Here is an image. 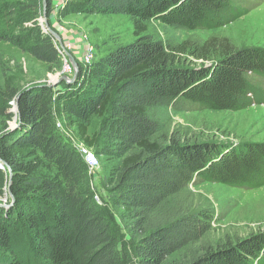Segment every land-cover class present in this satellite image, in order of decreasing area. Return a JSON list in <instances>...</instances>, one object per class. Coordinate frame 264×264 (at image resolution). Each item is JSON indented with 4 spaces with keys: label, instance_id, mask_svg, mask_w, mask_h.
<instances>
[{
    "label": "trees",
    "instance_id": "trees-1",
    "mask_svg": "<svg viewBox=\"0 0 264 264\" xmlns=\"http://www.w3.org/2000/svg\"><path fill=\"white\" fill-rule=\"evenodd\" d=\"M232 9L231 0H64L63 17L128 15L137 39L79 63L78 80L61 83L63 89L0 85V158L17 180L10 189L15 200L0 206V264H264V232L213 238L215 210L190 187L201 180L263 186L264 143L186 141L165 114L169 107L238 111L256 103L264 93L251 75L264 76V48L219 36L174 41L149 28L158 20L173 29H211L240 14ZM42 14L43 0H0V41L57 72L63 61ZM19 94L20 123L10 130ZM57 117L115 161L102 175L105 205L96 201L89 168ZM9 182L0 166L1 203Z\"/></svg>",
    "mask_w": 264,
    "mask_h": 264
},
{
    "label": "rangeland",
    "instance_id": "rangeland-1",
    "mask_svg": "<svg viewBox=\"0 0 264 264\" xmlns=\"http://www.w3.org/2000/svg\"><path fill=\"white\" fill-rule=\"evenodd\" d=\"M233 12H240L235 18L227 19L224 24L211 29L182 30L165 26L158 20L149 24L150 32L157 37L182 41L193 37L206 39L210 36L228 37L238 47L264 48V0H231ZM51 9L48 20L53 29L62 36L65 31L79 30L81 38L86 39L93 46L94 56L107 55L120 44H128L137 39L134 34L133 23L124 14H79L75 21H65L60 13L53 15ZM43 18V14L40 16ZM59 24L57 27L56 25ZM66 46L64 40H62ZM58 45L60 46L59 42ZM69 52L71 49L66 47ZM198 61L197 66H201ZM207 67L212 62H205ZM59 72V71H57ZM57 72H48L47 65L41 60L9 42L0 41V85L6 80L24 88L40 85L44 82L53 84L58 79ZM255 88L264 93V76L251 75ZM54 86V85H51ZM264 95V94H263ZM15 108V101L12 102ZM170 130H179L186 134V141L190 139L207 143L231 147L264 143V97L245 109L230 110H179L169 107L165 110ZM10 121L9 126L12 124ZM73 129V128H71ZM92 131V130H91ZM76 135V133H75ZM100 165L94 173L90 172V181L95 189V199L105 205L109 193L103 187L102 175L112 170L115 161L100 154ZM32 165L39 164L34 156L28 158ZM17 183L14 177L12 183ZM10 182L5 187L4 199L10 198ZM199 201L211 206L215 210L213 238L219 239L227 235L233 239H246L252 234L264 232V185L256 188H244L226 183L201 180L191 184ZM106 202V203H105ZM7 204V203H6ZM112 220L121 225L119 212L113 205H109ZM126 238L129 239L128 235Z\"/></svg>",
    "mask_w": 264,
    "mask_h": 264
},
{
    "label": "built area",
    "instance_id": "built-area-1",
    "mask_svg": "<svg viewBox=\"0 0 264 264\" xmlns=\"http://www.w3.org/2000/svg\"><path fill=\"white\" fill-rule=\"evenodd\" d=\"M84 39L87 42V50L83 56L82 63L87 64V63H90L95 56H94L92 44L89 42L88 39H86V36L84 37ZM55 42L57 44V48L60 52V55L63 61L62 68L59 70V72H57V74L59 76H62V75L73 76L74 71H75L74 66L72 65L67 55L65 54L64 49L58 45L57 41ZM66 47L68 46L66 45L65 48ZM57 127L61 129L64 132L63 134L65 135V137L68 138L72 142L73 147L77 150V152L80 154L84 162L87 164L89 171L91 173H94L100 167V158H99V155L96 153V151L92 147L88 146L85 142L80 140L75 135V132L73 131V129H67L62 117H57Z\"/></svg>",
    "mask_w": 264,
    "mask_h": 264
},
{
    "label": "water",
    "instance_id": "water-1",
    "mask_svg": "<svg viewBox=\"0 0 264 264\" xmlns=\"http://www.w3.org/2000/svg\"><path fill=\"white\" fill-rule=\"evenodd\" d=\"M48 6H49L48 1L43 0V18H40V24L42 25L43 29L53 37V39L55 41L59 42L60 46L64 49L65 54L67 55V57L71 61L72 65L74 66L75 71H74L73 76H68V75L59 76L58 75L57 81H55L53 84L44 82V85L57 86L63 82L71 85V84H74L78 80V74L80 71V64H79L80 62L73 55V53L69 52L65 48L64 43L62 41V36L60 35V33L51 27L50 22L48 20V14H49ZM19 97H20V94L15 99V104H14L15 108L12 109V111L15 113V117H14V121L10 125V130L11 129L13 130L14 128H16L20 123V111H19V105H18V98ZM0 166L5 167L9 170V181H10V186H11L12 178H13V171H12L11 167L2 158H0ZM9 193H10V196L13 198V201H14L15 199H14V196H13L11 190H9ZM13 201H12L11 205L13 204ZM6 203H7V199H3V202L2 203L0 202V206H8V204H6Z\"/></svg>",
    "mask_w": 264,
    "mask_h": 264
},
{
    "label": "crops",
    "instance_id": "crops-1",
    "mask_svg": "<svg viewBox=\"0 0 264 264\" xmlns=\"http://www.w3.org/2000/svg\"><path fill=\"white\" fill-rule=\"evenodd\" d=\"M64 0H52V8L55 11L53 15L60 13L63 7ZM78 14H70L65 17V21H75ZM59 24L56 25V27ZM62 40L71 49V53L77 58V60L82 63L83 56L87 50V42L81 38L79 30L65 31L62 34ZM63 84L57 85L56 89H63Z\"/></svg>",
    "mask_w": 264,
    "mask_h": 264
}]
</instances>
